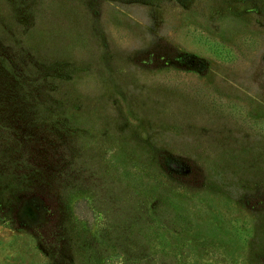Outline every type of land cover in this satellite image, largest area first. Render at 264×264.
<instances>
[{"label": "rangeland", "instance_id": "rangeland-1", "mask_svg": "<svg viewBox=\"0 0 264 264\" xmlns=\"http://www.w3.org/2000/svg\"><path fill=\"white\" fill-rule=\"evenodd\" d=\"M0 264H264V0H0Z\"/></svg>", "mask_w": 264, "mask_h": 264}]
</instances>
